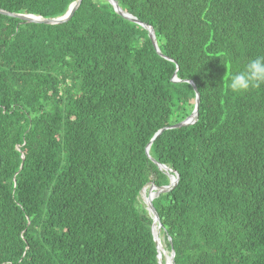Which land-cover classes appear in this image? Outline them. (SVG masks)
<instances>
[{"label": "trees", "instance_id": "trees-1", "mask_svg": "<svg viewBox=\"0 0 264 264\" xmlns=\"http://www.w3.org/2000/svg\"><path fill=\"white\" fill-rule=\"evenodd\" d=\"M114 1L160 55L106 0L55 26L0 15V264H159L139 201L169 184L154 162L178 174L152 201L174 264H264V86L228 88L264 56V0ZM187 81L197 119L153 162L193 111Z\"/></svg>", "mask_w": 264, "mask_h": 264}, {"label": "water", "instance_id": "water-1", "mask_svg": "<svg viewBox=\"0 0 264 264\" xmlns=\"http://www.w3.org/2000/svg\"><path fill=\"white\" fill-rule=\"evenodd\" d=\"M81 1L82 0H75L73 3L70 4V6L68 7L66 13L63 16L57 17V18H52V19L42 18L40 16H34V15H29V14L10 13V12L4 11V10H0V15H3V16H6V17H10V18H13V19H17V20H20L21 22H24V23H27V24H43V25H49V26L61 25V24L66 23L73 16L74 12L77 10L79 5L81 4ZM106 1L109 2V4L112 5V7L114 8V11L117 14H119L123 18H125V19H127V20H129V21L141 26L145 30H147L149 39L151 40L156 52L160 55V52H159V50L157 48V44H156L153 28L150 27V26H147L145 24L140 23L134 17H132L131 15H129V14L125 13L124 11H122L121 8L118 6L116 1H114V0H106ZM172 81L173 82H179V80L176 78L175 75H174ZM187 82L193 87V90L195 92V103H194L193 111L182 122L167 126V127L163 128V129L159 130L154 135V137L152 138L150 143L147 145L146 150H145V153H146V155L149 158H150L149 153H148L149 147H150L152 141H154V139H156L158 136H160L162 132L167 131V130H171V129H176V128L188 126V125L193 124L196 121L198 104H199V95L197 93L195 85L191 81H187ZM151 160L154 162L153 159H151ZM154 163L156 164L158 169L160 171L164 172L169 178V184L167 186H162V187L157 188L153 183H150V191L155 190L156 192H155V195H154L153 198L148 196V198H147V200L145 202V210L147 211V213L152 218L151 232H152V235H153V241H154V243L156 245V248H157V239L155 238L152 230H153V226L155 224L158 225L159 229H161V223L159 221V218H158V215L156 213V210L153 207L152 201L155 198H157L160 193L169 191L173 187H175V185L178 182V174L173 172L172 170L168 169L164 165H160V164H158L156 162H154ZM143 188H142V190H143ZM142 190L140 191V194H141ZM167 240H168V242H170V238H167ZM169 259H170V264H174V262H173V260H174V252H173L172 249L170 251ZM157 260H158L159 264H163V260L164 259H163V256L159 253L158 248H157ZM165 261L166 260H164V264H165Z\"/></svg>", "mask_w": 264, "mask_h": 264}, {"label": "clouds", "instance_id": "clouds-1", "mask_svg": "<svg viewBox=\"0 0 264 264\" xmlns=\"http://www.w3.org/2000/svg\"><path fill=\"white\" fill-rule=\"evenodd\" d=\"M264 86V56L249 59L241 70L229 76L228 88L234 94Z\"/></svg>", "mask_w": 264, "mask_h": 264}, {"label": "rangeland", "instance_id": "rangeland-1", "mask_svg": "<svg viewBox=\"0 0 264 264\" xmlns=\"http://www.w3.org/2000/svg\"><path fill=\"white\" fill-rule=\"evenodd\" d=\"M146 186H147V187H146V188H147V189H146V196H147V198H148V196L150 195V183H149L148 185H146ZM153 191H155V190H153ZM153 191H152V192H153ZM147 198H146V199H147ZM139 201H140V204H141L142 206L145 207V202H146V200L144 199V196H143L142 193L139 195ZM159 232H160V233H159V236H160V239H161V241L159 240V241H160V243H159V251H163V248H162V245H163L165 253H163V254H161V255L163 256V259H164V260H167V259L170 257V252H169V250L167 249L164 234L162 233L161 230H160ZM162 238H163V239H162ZM166 256H167L168 258H166Z\"/></svg>", "mask_w": 264, "mask_h": 264}, {"label": "bare ground", "instance_id": "bare-ground-1", "mask_svg": "<svg viewBox=\"0 0 264 264\" xmlns=\"http://www.w3.org/2000/svg\"><path fill=\"white\" fill-rule=\"evenodd\" d=\"M147 188L145 187V188H143V190L142 191H145ZM153 191V190H152ZM152 191H150V192H152ZM153 192H156V191H153ZM142 193V192H141ZM143 194V196H144V199L145 200H147L146 198H147V196H146V191L145 192H143L142 193ZM153 234H154V236H155V238L157 239V248H158V251H159V243H160V241H161V239H160V236H159V231H160V229H159V227H158V225H154L153 226ZM163 239V238H162ZM160 240V241H159ZM162 248H163V251H159V253L160 254H163V253H165V251H164V247H163V245H162ZM166 258H168L167 256H166ZM165 264H170V259L168 258L166 261H165Z\"/></svg>", "mask_w": 264, "mask_h": 264}]
</instances>
